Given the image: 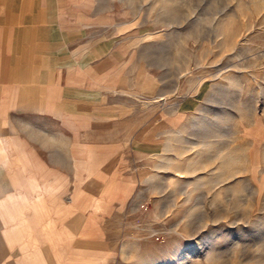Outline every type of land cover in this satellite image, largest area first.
Returning a JSON list of instances; mask_svg holds the SVG:
<instances>
[{
  "label": "rangeland",
  "instance_id": "rangeland-1",
  "mask_svg": "<svg viewBox=\"0 0 264 264\" xmlns=\"http://www.w3.org/2000/svg\"><path fill=\"white\" fill-rule=\"evenodd\" d=\"M60 4L77 24L64 52L77 60L78 102L94 103L92 131L77 126L78 148L109 144L134 182L109 206L104 252L76 251L63 264H264V0ZM101 128L109 142L97 139ZM84 175L72 173L78 183ZM52 207L28 205L29 217L48 224L45 236L58 217ZM29 234L15 219L13 236ZM56 239L69 242L63 230ZM48 242L42 261L28 264H60Z\"/></svg>",
  "mask_w": 264,
  "mask_h": 264
},
{
  "label": "crops",
  "instance_id": "crops-1",
  "mask_svg": "<svg viewBox=\"0 0 264 264\" xmlns=\"http://www.w3.org/2000/svg\"><path fill=\"white\" fill-rule=\"evenodd\" d=\"M61 9L60 0L56 5L51 0H0V237L6 243L0 245V264L40 262L45 252L40 244L47 241H53L51 248L60 264L63 258L76 260V251L89 257L104 252L109 206L116 194L124 190L130 195L134 187L133 170L118 166L116 160L112 163L121 153L110 152L109 144L78 148L82 132L92 131L93 118L86 110L94 103L91 97L78 102L77 60L71 64L72 53L64 52L76 41L77 24L70 11L66 16L64 10L62 16ZM78 125L91 126L78 132ZM98 133L97 139L109 142L107 128ZM72 173L85 174L82 182H76ZM63 174L68 176L63 188H70L64 196L66 226H61L60 217ZM73 178L75 186H70ZM29 204L53 206L58 217L47 236L41 233L48 224L43 222L41 228V217H29ZM15 219L26 220L33 231L27 235L31 241L13 236ZM61 230L68 243H56ZM78 237L82 244L74 250Z\"/></svg>",
  "mask_w": 264,
  "mask_h": 264
}]
</instances>
